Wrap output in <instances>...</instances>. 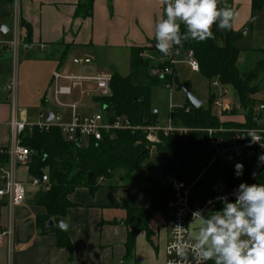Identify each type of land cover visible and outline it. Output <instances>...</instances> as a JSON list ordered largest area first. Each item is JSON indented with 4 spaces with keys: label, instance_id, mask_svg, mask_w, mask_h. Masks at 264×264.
I'll return each mask as SVG.
<instances>
[{
    "label": "trees",
    "instance_id": "obj_1",
    "mask_svg": "<svg viewBox=\"0 0 264 264\" xmlns=\"http://www.w3.org/2000/svg\"><path fill=\"white\" fill-rule=\"evenodd\" d=\"M11 2L13 0H5ZM221 7L227 6L235 10L233 0H221ZM264 11V0H252V13ZM92 1L86 6L80 5L75 12L79 14H91ZM26 27L25 40L31 37V27L21 21ZM185 26L181 24V31ZM214 38L204 42L193 40L183 42V47H173L172 51H193L199 63V72L210 83L218 80L223 87H230L236 93L245 120L221 121L220 116L213 110L216 94L210 92L208 107L204 104L194 107L189 100L179 107L171 109L172 122L176 127L187 128L185 135L179 136L176 131L167 135L161 134V140L154 147V151L163 156L164 163L154 165L158 175L148 176L144 183L138 186L151 197L148 207L133 208L125 204L129 219L126 241L127 252L132 254L137 235L148 231L149 221L157 216L170 218L169 201L172 198V182L180 180L191 184L197 179L194 160L200 159L206 152L213 156V148L210 142L208 129L213 130V136H222L228 144L231 132L234 130L259 129L264 124L259 123L255 94L260 89V80L264 76V48L255 49L263 57L254 67L243 69L241 60L244 53L248 52L238 46L245 34L235 31L233 27L227 31H221L213 27ZM147 51H156L158 56H163L155 43L151 47H133L130 57V72L123 75L112 72L110 94L99 97L95 101L100 108H106L109 115L127 118L132 125L159 124L158 111L153 112L151 93L155 88L176 83L178 88L183 85L189 87L188 82L180 83L174 69V63L165 58L157 64H152L151 59L145 56ZM166 67L172 69L171 73L163 72ZM157 70L158 73H154ZM46 103V101H43ZM231 113H237L231 109ZM223 129V130H221ZM21 142L27 146L32 154L29 162L30 175L41 176L46 169L49 175L50 189H38L32 198V202L46 209L44 215L36 218L39 229H51L57 234V243L60 247L67 248L73 254V244L65 230L57 227H47L50 219L65 217L66 210L71 206L68 199L75 188L86 186L94 193L102 184L101 181L110 179L114 175H122L130 178L136 171L145 167L143 164L151 152V145L140 130H115L105 133L100 140H90L86 144L69 142L64 138L58 126L52 125L49 129H41L34 125L32 129L26 128L21 134ZM260 148L253 146L248 149V163L244 165L243 175L230 178L232 185L247 183L264 184V167L253 177L251 168L255 162ZM212 158V157H211ZM6 157L2 158L5 160ZM246 161V162H247ZM92 173L90 177L89 174ZM121 177V179H123ZM195 188L191 193V201L194 203ZM222 208V205L220 206Z\"/></svg>",
    "mask_w": 264,
    "mask_h": 264
},
{
    "label": "crops",
    "instance_id": "obj_2",
    "mask_svg": "<svg viewBox=\"0 0 264 264\" xmlns=\"http://www.w3.org/2000/svg\"><path fill=\"white\" fill-rule=\"evenodd\" d=\"M90 1L91 14H75L78 6H86ZM8 3L15 8L14 0ZM233 3L238 16L232 27L235 31H242L249 26L253 15L252 0H233ZM18 17L20 44L17 47L0 46L1 53L7 52L8 55L13 52L16 57L21 54L28 59L30 51L37 47V53L32 55L36 65L50 63L56 66V70L80 73L117 72L108 68V63H118L122 55L130 58L133 47L156 44L155 24L166 18L160 0H19ZM21 21L31 27L28 41L25 40L26 27L21 25ZM2 29L8 31L6 26ZM246 32L244 30L243 34ZM176 52L180 51H172V57ZM174 69L177 74L175 66ZM186 82L190 88V82ZM5 86L0 89V147L8 148L13 136L11 120L14 106ZM212 92L216 96L220 94L219 89ZM228 93L223 97L232 104ZM79 98L76 93L68 100L77 101ZM231 107L237 108L233 104ZM94 109L86 99L79 112L84 114ZM57 111L62 113L65 121H69V110ZM226 112L230 113V110ZM241 116L243 119L238 122L245 120L244 115ZM159 124L167 125L160 120ZM29 176V168H19V177L27 185ZM101 184L94 193L86 186H79L68 196L71 206L64 218L67 222L65 231L73 244L72 255L67 248L58 245L54 230L37 227L36 218L44 215L46 209L32 202L36 189L27 186L25 202L13 210L6 201L1 202L0 226L13 227L11 264H165L170 218H152L148 231L143 230L137 235L133 253L129 255L126 246L129 214L124 205L148 207L151 197L138 186L140 183L124 182L119 177L110 182L101 181ZM7 258L6 248L2 247L0 264H7Z\"/></svg>",
    "mask_w": 264,
    "mask_h": 264
},
{
    "label": "built area",
    "instance_id": "obj_3",
    "mask_svg": "<svg viewBox=\"0 0 264 264\" xmlns=\"http://www.w3.org/2000/svg\"><path fill=\"white\" fill-rule=\"evenodd\" d=\"M5 1V0H1ZM17 11V23L19 24V0H14ZM20 44L19 35L16 42L12 45L17 47ZM187 62L193 71L199 72V63L194 56L193 51L186 52ZM163 72L171 73L172 69L166 67ZM154 73H158L154 70ZM112 80V73H80L72 70H56L52 75L53 86V101L60 109H67L70 111L69 121H65L60 111H53L54 121L36 124L41 129H49L52 125L58 126L62 135L69 142H76L79 144H86L90 140H100L105 133H110L115 130H140L145 134V138L152 148L161 140V134L167 135L170 132L176 131L179 136L187 133L188 129L184 127H176L172 122L170 114L167 125H132L131 122L120 116L109 115L106 108H98L87 113L81 114L79 108L81 103L92 96H108L110 94V83ZM16 81L6 84L5 89L8 93L9 100L13 102L14 114L11 120L13 131L12 142L8 148L0 147V203L6 201L11 210L22 205L25 202L28 187L30 186L36 190L50 189L49 175L47 172L41 176L30 175L28 185L19 177V168L26 167L28 169L31 159V150L22 144L21 134L26 128L32 129L34 125H28L25 121L20 120L16 116V97L17 87ZM212 85L219 89V96H216L214 106L218 108L219 113H223L232 109L229 101L224 99L227 93V88L223 87L218 80L212 82ZM79 94L77 101H64L63 97H71L74 94ZM264 110V103H261L257 111ZM223 130V129H221ZM247 130H234L231 132V138L227 144L222 136H213V130L208 129L210 134V142L213 148V156L211 161L221 157L226 151H232L236 156L242 155L253 146H258L264 150V126L255 129L257 134L261 137L258 143H253L251 138L247 135ZM6 157L5 160L2 158ZM194 184H186L180 180L172 182V198L169 201L168 207L171 215L170 237L166 245V260L178 259L173 253L171 256L167 254L169 244L175 240L172 228L176 224H181L185 228L189 226L190 220L193 219L192 213L196 210H204L205 213L215 203H220L217 199L221 196H227L229 200L234 201V190L239 185L232 189H226L221 193H215L208 198L203 204L192 203L191 190ZM6 248L7 259L11 264L13 254V227L0 226V249ZM191 259V257H189Z\"/></svg>",
    "mask_w": 264,
    "mask_h": 264
},
{
    "label": "rangeland",
    "instance_id": "obj_4",
    "mask_svg": "<svg viewBox=\"0 0 264 264\" xmlns=\"http://www.w3.org/2000/svg\"><path fill=\"white\" fill-rule=\"evenodd\" d=\"M16 17V8L11 7L8 2H0L1 47L13 45L16 42L19 35ZM2 26H6L8 31H4ZM244 30H247V32L244 38L238 42V46L248 52L244 53L241 66L243 69H250L263 57L255 49L264 48V11L254 12L249 26L242 29L241 32L243 33ZM37 51V47L30 51L29 54L31 55L28 58L29 60L23 58L21 54L16 57L13 52H10L8 55L7 52H0V89L8 83L16 81V116L18 119H24L28 125H36L44 122L49 111H57L60 109L53 101V87L50 85L52 75L57 68L50 63L36 65L37 63L32 60L35 57L32 55L36 54ZM146 57L151 59L152 64H157L165 58L169 59L170 63L173 62L178 72L177 77L179 82L189 81L192 93L199 99L204 100L205 107L209 106V94L212 91H217L218 88L214 87L200 72L193 71L189 67L186 52H176L174 57H172V55L158 56L156 53L150 54L148 51ZM107 67L111 70H117V72L123 75H127L130 72V58L127 55H122L118 63H114V65L108 63ZM227 91L229 92L228 96L231 98V103L237 106V113L223 112L221 114L216 110L217 107H214L213 110L220 116L221 121H241L243 119L241 114L244 112L240 106L238 97L232 88L228 87ZM99 97L102 96H92L89 98L90 105L96 109L100 108V105L95 101ZM254 98L256 99L255 107L257 109L261 103H264V76L260 80V89ZM44 99L49 102L44 103ZM62 100L69 101L67 97H63ZM151 102L152 106L158 111L160 122L167 124L171 107H179L185 103V92L183 89L178 88L174 82L168 86L155 88L151 93ZM259 113V121L261 124H264V110L259 111ZM211 157L205 152L202 158L194 160V167L198 176L191 184H194V203L196 204L205 203L208 198L216 193V185L219 180L225 183L226 189H232L234 185L229 183V181L231 177L235 176L234 166L236 163L247 164L249 153L244 152L242 155L236 156L232 151H226L214 161H211ZM162 163H164L163 156L151 148L150 154L143 163L145 167L136 171L132 176L130 175V178L126 179L122 175H114L103 182H110L117 177H122L124 182L135 184L144 183L148 176L158 175V170L153 166ZM43 171L46 172L47 170L44 169ZM221 205V203H215L208 210H219ZM208 210L205 214H207ZM191 222L192 220H190ZM198 228L199 222L193 221L190 225V234L193 238L196 236ZM7 264H10L9 259H7ZM209 264H212V262H209Z\"/></svg>",
    "mask_w": 264,
    "mask_h": 264
},
{
    "label": "clouds",
    "instance_id": "obj_5",
    "mask_svg": "<svg viewBox=\"0 0 264 264\" xmlns=\"http://www.w3.org/2000/svg\"><path fill=\"white\" fill-rule=\"evenodd\" d=\"M166 18L155 24L156 49L164 56L172 54L174 46L183 42H204L214 38L213 27L221 31L232 28L238 12L221 7V0H160ZM181 24L185 31H181ZM253 143L261 137L255 129L247 130ZM264 162V157H261ZM235 175H243L244 165L235 164ZM235 200L227 196L217 199L219 210H196L192 222L199 228L193 238L190 225L176 224L172 230L175 240L167 249L168 264H264V184L240 183L234 190ZM191 257V259L189 258Z\"/></svg>",
    "mask_w": 264,
    "mask_h": 264
},
{
    "label": "water",
    "instance_id": "obj_6",
    "mask_svg": "<svg viewBox=\"0 0 264 264\" xmlns=\"http://www.w3.org/2000/svg\"><path fill=\"white\" fill-rule=\"evenodd\" d=\"M182 89L183 91L185 92L186 96H187V99L189 100V102L194 106V107H199L201 105H203V100L202 99H199L198 97H196L191 89L186 86V85H183L182 86ZM153 112H157V109L154 108L153 109ZM46 121L47 122H53L54 121V114H53V111H49L47 113V118H46ZM261 157H264V150L261 149L258 151L257 155H256V159H255V162L253 163L252 165V168H251V175L253 177H255L259 171L262 170V168L264 167V162H261ZM89 176L91 177L92 176V173L89 174ZM226 186H225V183L222 181V180H219L217 185H216V192L217 193H221L225 190ZM120 223H123V221L121 220ZM54 226H57L63 230H65L67 228V222H66V219L64 217H55V218H52L48 221L47 223V227H54Z\"/></svg>",
    "mask_w": 264,
    "mask_h": 264
}]
</instances>
